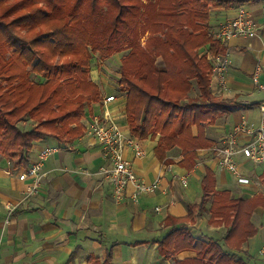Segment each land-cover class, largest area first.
<instances>
[{
    "label": "trees",
    "instance_id": "16d2710c",
    "mask_svg": "<svg viewBox=\"0 0 264 264\" xmlns=\"http://www.w3.org/2000/svg\"><path fill=\"white\" fill-rule=\"evenodd\" d=\"M244 1L0 0V156L25 167L35 142L51 138L65 146L81 138L85 109L101 101L89 75L91 54L105 59L126 52L118 87L126 97L130 134H159L158 160L169 163L168 153L177 148L180 164L191 169L196 151L213 145L204 126L233 108L210 91L208 56L226 53L207 26L210 11ZM32 73L45 81H32ZM22 120L36 124L22 130ZM214 185L206 170L204 197L212 194L208 224L225 227L221 241L173 229L158 244L163 257L191 251L195 258L175 264H246L239 252L257 232L250 219L264 200L233 199Z\"/></svg>",
    "mask_w": 264,
    "mask_h": 264
},
{
    "label": "crops",
    "instance_id": "0c3cea01",
    "mask_svg": "<svg viewBox=\"0 0 264 264\" xmlns=\"http://www.w3.org/2000/svg\"><path fill=\"white\" fill-rule=\"evenodd\" d=\"M239 9L246 11L257 35L222 41L230 61L225 72L228 91L223 92L212 77L210 91L233 108L215 123L204 126V137L213 142L212 147L241 118L254 127L264 118V90L253 82L258 70L259 84L264 87V0H245L239 5L212 9L208 28L216 34ZM205 52L206 48L200 49V53ZM208 58L213 67V56ZM92 78L104 93L100 102L85 109L81 138L65 146L51 138L35 142L25 167L15 168L13 162L0 156V264H175L195 258L191 251L165 258L158 252V244L173 229L180 228L194 238L218 242L223 238L225 227L208 224L212 194L204 197L202 180L206 170L213 175L215 191H227L233 199L264 200V164L253 166L240 158L241 175L248 179L244 184L217 167L209 148L196 151L197 161L191 169L180 164L183 157L177 148L168 153L169 163L160 162L154 152L159 134L144 139L133 137L127 123L126 97L97 71H93ZM109 96L114 100L106 103ZM95 116L108 118L126 137L138 140L145 156L135 158L125 147L124 158L145 184L159 180L157 188L137 202L131 201L130 189L116 200L106 179L83 173H95L107 165L99 145L85 133ZM192 134L197 136V130L193 129ZM45 146L58 151L44 163V176L36 193L26 196L33 179L20 181L18 177L37 161ZM182 179L186 180L185 186ZM8 207L13 209L10 215ZM250 220L257 232L243 243L239 256L246 264H263L259 250L264 240V206L256 207Z\"/></svg>",
    "mask_w": 264,
    "mask_h": 264
},
{
    "label": "built area",
    "instance_id": "2783aa9c",
    "mask_svg": "<svg viewBox=\"0 0 264 264\" xmlns=\"http://www.w3.org/2000/svg\"><path fill=\"white\" fill-rule=\"evenodd\" d=\"M257 30L253 22L249 19L243 9H239L235 18L223 24L216 32L215 36L221 41L235 37H254ZM229 58L226 54L213 57L212 78L218 81V85L223 92L228 89L225 84V72L229 66ZM259 71L253 75V82L260 90H264L263 85L259 84ZM114 96H109L105 102H111ZM264 110V107H261ZM85 133L91 137L100 147L102 156L107 165L102 166L95 173L84 170L86 175H96L107 180L112 186L113 195L116 200L130 189V199L137 202L143 194L154 191L159 183L145 184L136 174L132 163L125 159L123 150L128 147L132 150L135 158H143L144 151L140 142L133 137H126L118 126L106 117L95 116L86 127ZM216 159L217 167L234 175L239 183H248V179L241 175L239 160L243 158L253 166L264 164V118L258 126L249 125L243 117L235 124L232 129L221 139L218 145L209 148ZM56 147L45 146L39 154L38 159L26 171L19 175V180L24 181L28 177L33 179L28 188L26 196L36 193L39 183L44 176L42 173L44 163L56 152ZM186 185V180H181ZM12 208L8 207V215L12 213ZM259 255L264 264V240L259 250Z\"/></svg>",
    "mask_w": 264,
    "mask_h": 264
},
{
    "label": "rangeland",
    "instance_id": "374dc122",
    "mask_svg": "<svg viewBox=\"0 0 264 264\" xmlns=\"http://www.w3.org/2000/svg\"><path fill=\"white\" fill-rule=\"evenodd\" d=\"M148 1L149 0H141L143 4H147ZM146 36L145 35L142 36L140 40L141 43L144 42V39L146 38ZM125 54L126 52H120V53H116L112 55L111 57H108L105 59L100 58L99 54L97 53L91 54L89 75H90L91 81L95 83L99 88L100 99H102L103 97L104 90L101 89V85H99L93 80L92 78L93 71H97V73H99L106 80L105 82L108 83V85L115 87V91L117 90L119 91V87L117 86L118 80L120 78L119 67H120L121 59L124 57ZM30 78L32 81H35V82L42 83L45 81L44 77H42L41 75L34 74V73L31 74ZM23 121H28V123H22ZM35 124L36 123L33 120H22L17 124V126L21 127L22 129L24 128L31 129L35 126Z\"/></svg>",
    "mask_w": 264,
    "mask_h": 264
}]
</instances>
